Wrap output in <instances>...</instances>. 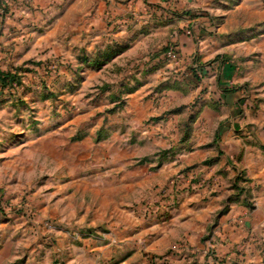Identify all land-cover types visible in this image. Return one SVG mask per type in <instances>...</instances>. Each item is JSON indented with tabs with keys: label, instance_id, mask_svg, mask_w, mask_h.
<instances>
[{
	"label": "rangeland",
	"instance_id": "374dc122",
	"mask_svg": "<svg viewBox=\"0 0 264 264\" xmlns=\"http://www.w3.org/2000/svg\"><path fill=\"white\" fill-rule=\"evenodd\" d=\"M49 1L0 49V264H225L219 241L264 218V0H100L117 37L105 50L75 23L98 2ZM174 31L192 39L183 69ZM171 47L178 59L163 60ZM225 67L231 135L188 162L168 148L176 109L151 117L146 102L176 75L204 95Z\"/></svg>",
	"mask_w": 264,
	"mask_h": 264
},
{
	"label": "crops",
	"instance_id": "0c3cea01",
	"mask_svg": "<svg viewBox=\"0 0 264 264\" xmlns=\"http://www.w3.org/2000/svg\"><path fill=\"white\" fill-rule=\"evenodd\" d=\"M56 1L58 2L59 0H55V2ZM95 1L98 2L96 4V6H98L97 12H94V14L88 18L79 16L78 18H75V23H79V21L80 23H83L84 26L79 32H84L85 35L89 36V39L93 42L97 43V41H103L102 47L104 49L106 44L117 39V37L116 35L114 36V33L110 30H105L103 23L104 19L99 14L102 9L100 0ZM135 1V8H137V10L141 8V10L144 11V8L146 7V5H144V1ZM155 2L157 1L149 0L147 3L154 4ZM24 3L26 5L29 4L32 8H25L23 5ZM50 4L51 1L49 0H0V49H2L1 44H3V41L16 40L19 38V34L17 33V29L20 28L18 26L19 24L23 23L24 25H29L34 21L35 16L41 17L44 22V17L42 15L52 12ZM129 6L131 5L129 4ZM33 9L41 10L42 12H40L42 14L40 12L33 11ZM168 23L175 29L178 26V22L176 20L171 19ZM186 23L196 24L197 27L200 26V21L198 20L187 21L185 24ZM128 26H131V24L129 23ZM88 28L89 31L87 30ZM76 30H78V28ZM53 33L54 31H51L48 35L50 36ZM173 33L175 34V31ZM21 34L27 38V35L30 33L28 30H23ZM120 34L126 35L127 33L123 30ZM191 40L184 38L183 36H178L177 33L175 34L174 42L178 45L181 59L179 61V68L183 69L188 64L189 55L193 52ZM92 48H94V43ZM101 52L104 54L103 50H101ZM228 71L229 70L225 67L222 81L218 83H216L213 76L206 78V81L202 82L204 88H207L204 95L200 94L197 89L193 90L190 85H188V83H190L188 80L185 83L184 80L179 79L180 77L176 75L178 80L176 81V78H174V80L172 79L174 81L173 86L176 87V90L172 92L170 91L169 97L162 98L161 100L158 99L157 102H160V104L157 105L154 110H152L153 102H146L145 106L148 107L149 105L151 108V111L148 112L147 116L151 117H157L169 108H173L174 110L176 109L173 114L166 115V117H164V119H168L170 121V124H168V121L167 125L171 128V130L178 125L177 133L179 141H175L174 139V143L169 144L168 148L173 149V151L179 155L188 151L190 153H187L188 162H195V160L202 161L204 158L206 159L207 157L212 156L213 152L218 149V142H216L218 141V138L224 135H231L229 134L231 132H228V128H230L229 123L231 122L235 105L237 106V97L235 92L230 89H226L229 87V80L226 79L228 78ZM159 73L161 74V72ZM220 83H222L221 87L219 85ZM198 95H200L199 98L197 97ZM196 97L198 98V101L195 104L194 113H190L188 111V105ZM139 105L142 106L140 107V112H142L141 109L143 108V100H140ZM197 107L199 108L198 110ZM139 116V122L140 120L147 118V116L145 118H142L141 115ZM157 121L162 122L161 120ZM161 124L163 125V123ZM158 126L159 125H157V127ZM154 130V133H157L155 127ZM216 137L217 139L215 141ZM215 161L216 160L214 159V162ZM214 162L209 163V165L212 166ZM219 162L222 163L221 159H219L218 163ZM215 165H217V163H214L213 166ZM223 175L226 176L225 174ZM262 205L263 204H261V206ZM257 207L260 209L259 203ZM259 215L262 214L251 216L252 218L250 221L253 220L255 223L260 225H249L247 230L251 229V234L250 236H247V238H244L246 237V231H238L236 234L230 236L233 237L232 239L219 241L217 248L220 262H224L225 264H264V239L261 238L263 237L261 233L264 232V224H262V220H264V218H259ZM242 236L244 240L241 238ZM235 238L236 241L234 240ZM237 254H240V256Z\"/></svg>",
	"mask_w": 264,
	"mask_h": 264
},
{
	"label": "built area",
	"instance_id": "2783aa9c",
	"mask_svg": "<svg viewBox=\"0 0 264 264\" xmlns=\"http://www.w3.org/2000/svg\"><path fill=\"white\" fill-rule=\"evenodd\" d=\"M163 60H168V61H175L178 59L177 52L173 47L169 48L164 55L161 57Z\"/></svg>",
	"mask_w": 264,
	"mask_h": 264
},
{
	"label": "trees",
	"instance_id": "16d2710c",
	"mask_svg": "<svg viewBox=\"0 0 264 264\" xmlns=\"http://www.w3.org/2000/svg\"><path fill=\"white\" fill-rule=\"evenodd\" d=\"M168 49H169V48H168ZM168 49H165L164 52H163V54L166 53V52L168 51Z\"/></svg>",
	"mask_w": 264,
	"mask_h": 264
}]
</instances>
